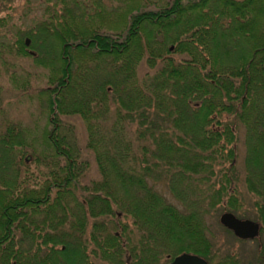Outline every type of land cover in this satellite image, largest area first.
Returning a JSON list of instances; mask_svg holds the SVG:
<instances>
[{"label": "trees", "instance_id": "16d2710c", "mask_svg": "<svg viewBox=\"0 0 264 264\" xmlns=\"http://www.w3.org/2000/svg\"><path fill=\"white\" fill-rule=\"evenodd\" d=\"M129 6L121 27L90 30L77 27L83 2L45 6L38 34L60 51L34 58L50 70L49 126L41 151L19 122L0 132V264H168L185 252L237 264L230 254L214 262L203 216L217 209L253 213L264 264V0ZM73 115L86 125L99 173L89 183L80 181L73 131L61 124Z\"/></svg>", "mask_w": 264, "mask_h": 264}, {"label": "rangeland", "instance_id": "374dc122", "mask_svg": "<svg viewBox=\"0 0 264 264\" xmlns=\"http://www.w3.org/2000/svg\"><path fill=\"white\" fill-rule=\"evenodd\" d=\"M79 3L86 5L85 18L80 17L77 27L80 30L94 29L97 25L102 24L112 28L121 27L128 17L129 5H138L146 8L162 7L169 0H77ZM55 4V0L45 2V0H10L2 8H0V18L8 17L5 21L8 23L5 27L0 28V42L9 44L8 48H1L3 53L0 56V132H5L6 127L12 123L18 122L23 128L28 129V140L34 139V146L37 151H41L39 144L41 143L44 130L48 128V110L47 101L42 92L46 87L47 76L50 70L35 64L31 55L14 54V42L16 39L34 37V45L31 44L29 49L43 57H55L59 54V45L52 36L44 39L42 48L38 45L41 42V36L38 34L39 27L46 20L45 6ZM127 6V8H126ZM129 6V7H128ZM95 7V8H94ZM62 5H58L56 13L61 14ZM76 10V9H75ZM80 13L82 11L79 10ZM94 13H98L97 17H92ZM90 16V17H88ZM92 17V18H91ZM90 22L87 23L88 19ZM57 21V20H56ZM109 27V28H110ZM111 28V29H112ZM108 29V28H107ZM110 29V30H111ZM29 33V36L24 34ZM6 36V37H5ZM11 46L13 47L11 49ZM173 47V46H171ZM11 49V50H10ZM39 50V51H38ZM76 56V55H75ZM45 57V58H46ZM60 67L61 59L55 60ZM138 74H143L146 67L140 64ZM23 85H27V89L23 91ZM61 124L71 127L75 137L77 152L80 155V162L83 164L84 171L80 181L89 183L91 180L99 179L97 165L92 151L87 148V130L84 121L76 115L62 116ZM245 155V147L243 134H239L238 140V157L236 164L240 171H243V157ZM24 156L28 157L27 165L32 169L35 163L32 160L30 152ZM155 189L166 196L179 209L184 210L181 201L173 197L163 182L152 183ZM243 184V183H242ZM244 190V185L241 186ZM251 209L250 205H248ZM223 212L217 209L209 214H205L204 224L206 227V236L213 244L215 252L214 262L223 258L226 254L233 255L237 260V264H259L256 260L257 240L249 239L238 241L229 235L219 222V217ZM247 219L254 220L252 212L248 213Z\"/></svg>", "mask_w": 264, "mask_h": 264}, {"label": "water", "instance_id": "95a60500", "mask_svg": "<svg viewBox=\"0 0 264 264\" xmlns=\"http://www.w3.org/2000/svg\"><path fill=\"white\" fill-rule=\"evenodd\" d=\"M219 222L240 239H255L260 233L258 222L247 218H238L230 211L222 212ZM168 264H208V262L201 256L185 252L175 256Z\"/></svg>", "mask_w": 264, "mask_h": 264}, {"label": "flooded vegetation", "instance_id": "af4514ba", "mask_svg": "<svg viewBox=\"0 0 264 264\" xmlns=\"http://www.w3.org/2000/svg\"><path fill=\"white\" fill-rule=\"evenodd\" d=\"M4 36H1L0 35V38H3ZM6 37V36H5ZM19 40L20 39H16V41L14 42V49L13 50H11L13 47L11 46V51H14V54H16V55H19L20 53L22 54V53H27V54H29V55H31L32 57H36V53L34 52V51H32L31 49H29V47L31 46V44H32V40L30 39V38H25L23 41H22V43H23V50H21L20 48H21V46H20V44H19ZM38 45L42 48V42H40V43H38ZM8 46H9V44H7V43H5V44H3V43H1L0 42V47L1 48H8ZM2 49H0V56H1V54L3 53V51H1ZM247 240V239H246ZM172 261V260H171ZM170 261V262H171Z\"/></svg>", "mask_w": 264, "mask_h": 264}]
</instances>
